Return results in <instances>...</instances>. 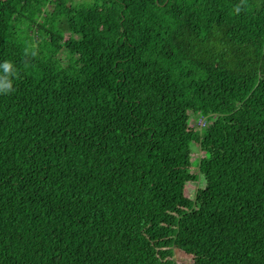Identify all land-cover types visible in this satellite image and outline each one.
<instances>
[{
  "label": "trees",
  "instance_id": "trees-1",
  "mask_svg": "<svg viewBox=\"0 0 264 264\" xmlns=\"http://www.w3.org/2000/svg\"><path fill=\"white\" fill-rule=\"evenodd\" d=\"M0 32V264H264V0H0Z\"/></svg>",
  "mask_w": 264,
  "mask_h": 264
},
{
  "label": "rangeland",
  "instance_id": "rangeland-1",
  "mask_svg": "<svg viewBox=\"0 0 264 264\" xmlns=\"http://www.w3.org/2000/svg\"><path fill=\"white\" fill-rule=\"evenodd\" d=\"M5 36V32H0V39L3 38ZM62 60H65L64 58H61ZM210 112L212 113V111L210 110ZM209 111L204 113V117L205 116H209L211 113ZM203 117L202 120H195L193 117H190L188 119V126L192 129H194L195 127H202L203 126ZM191 151H192V155L196 156V157H202L204 154L195 146H191ZM197 164L195 159H192V166L194 167ZM192 174L196 177V180L194 182H191L187 185V189H188V196L190 201L192 200L195 190L197 187L201 186V177L200 174L198 172L197 169H192ZM181 213V212H179ZM169 244H171V242H169ZM175 257L178 260H182L184 262H188L187 258H184L183 255H181L179 252H175Z\"/></svg>",
  "mask_w": 264,
  "mask_h": 264
},
{
  "label": "clouds",
  "instance_id": "clouds-1",
  "mask_svg": "<svg viewBox=\"0 0 264 264\" xmlns=\"http://www.w3.org/2000/svg\"><path fill=\"white\" fill-rule=\"evenodd\" d=\"M10 86H11L10 84H6V85H5L6 88H7V87H10Z\"/></svg>",
  "mask_w": 264,
  "mask_h": 264
}]
</instances>
